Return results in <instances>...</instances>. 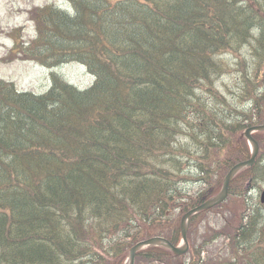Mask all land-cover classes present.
<instances>
[{"label":"trees","instance_id":"trees-1","mask_svg":"<svg viewBox=\"0 0 264 264\" xmlns=\"http://www.w3.org/2000/svg\"><path fill=\"white\" fill-rule=\"evenodd\" d=\"M67 2L72 14L55 5L33 13L37 37L27 48L15 37L11 55L0 60L32 59L52 70L71 59L99 74L94 97L77 92L56 71L51 90L40 95L0 80V115L10 114L0 120V203L17 205L12 183L4 177L14 174L18 161L34 162L39 149L54 154L52 159L46 154L48 167L39 172L54 184L39 179L37 190L27 193L33 206L18 196L31 211H19V217L17 210L16 215L9 208L12 215L0 209V237L10 235L0 244V264H125L142 240L163 236L178 244L181 217L221 191L228 171L251 157L244 131L264 123V0ZM199 26L210 40L201 38ZM147 50L164 55L168 65L155 63L158 70H149L140 59L147 61ZM114 56L121 63L111 62ZM100 58L105 69L96 65ZM127 66L135 79L131 94L113 107L111 101L128 79L120 68ZM199 94L214 98L228 113L204 104ZM81 126L97 133L81 131L78 137L75 130ZM6 135L15 136L10 145L4 143ZM255 137L260 144L261 137ZM134 143L143 147L136 149ZM259 156L262 169L239 172L230 192L243 173L253 185L264 179V152ZM53 159L60 165H52ZM91 160L96 166H90ZM73 163L76 173L69 167ZM235 193L244 206L234 231L209 238L215 231L208 228L187 260L152 246L137 253L135 264H264L262 206L252 193ZM36 218L39 223L29 230L21 228L20 222ZM29 238L36 243L16 246Z\"/></svg>","mask_w":264,"mask_h":264},{"label":"rangeland","instance_id":"rangeland-1","mask_svg":"<svg viewBox=\"0 0 264 264\" xmlns=\"http://www.w3.org/2000/svg\"><path fill=\"white\" fill-rule=\"evenodd\" d=\"M49 5H55L62 9L69 8L67 0H0V60L11 55V49H13L16 42L15 37L24 42V48L31 45V41L37 37L36 26L32 20L33 13H37L40 8ZM53 71L58 72L70 83L76 85L85 86L90 83L86 69L76 61L62 64L59 68L52 70L38 61L26 58L0 62V80L15 84L19 91L33 92L39 95L46 93L51 87V74ZM259 139L260 144L264 145V135ZM262 145L261 153L264 152ZM247 175V173L241 175L240 181L235 185L234 190L249 188L250 185L252 195L261 204L260 196L264 189V181L260 182V188L256 187L253 185L252 180H248ZM242 206H244L242 199L232 193L227 202L218 209L204 214L201 213L198 221L196 217L189 231L190 249L202 236H207L208 228L215 231V233L208 231L209 238L218 233L225 236L224 233L227 229L231 232L234 231L243 220L240 218ZM201 242L202 240L199 241V244ZM188 258L189 255H186L182 260ZM127 264H129V261Z\"/></svg>","mask_w":264,"mask_h":264},{"label":"bare ground","instance_id":"bare-ground-1","mask_svg":"<svg viewBox=\"0 0 264 264\" xmlns=\"http://www.w3.org/2000/svg\"><path fill=\"white\" fill-rule=\"evenodd\" d=\"M69 10H68V13H71V11H72V9L70 8V6H69V8H68ZM72 14V13H71ZM198 29H199V34H201L202 36H201V38H205L206 40H210L211 39V36L210 35H208V33H206V32H204L203 30H204V27H202V26H199L198 27ZM252 32H253V29H252ZM250 39H252V37H250ZM111 41H112V39H110ZM184 50V49H183ZM153 54V53H152ZM148 50L145 52V55H146V59H147V61L144 59V58H141L140 57V59H141V61L143 62V64H144V62L147 64V67H149V70L150 69H153V70H151L152 72H154V71H156V70H158V68H157V66H156V64L155 63H158V64H160L161 66H163V67H165V66H167L168 65V61H167V58L164 56V55H162V54H158L157 56L156 55H152ZM234 53H232L231 54V56L232 57H235L234 55H233ZM103 57H105L106 55L104 54V55H102ZM101 59L102 58H100L99 60H97L96 61V65L100 68V69H105V63L104 62H101ZM112 61L111 62H113V63H115V64H119V63H121V59L119 58V57H111L110 58ZM71 61H76L77 63H79V64H81L82 66H84V68L86 69V71H87V73H88V75H89V81H90V83L88 84V85H85V86H82V85H76V84H74V83H70L68 80H66L61 74H60V76L62 77V79L64 80V82L67 84V85H69V86H71V87H73L77 92H79V93H90V95H92V97H94V95L92 94V92H93V90H94V85L96 84V82H97V80H98V77H99V74H97L95 71H93V70H91L85 63H83V62H80V61H78V60H71V59H69V60H66L65 62H63L64 64H66V63H69V62H71ZM119 68V67H118ZM126 69V70H125ZM120 70L124 73V74H127V77H128V79H127V81L123 84V86H122V88H120V90H119V93L117 94V100H115V101H111V104H113L112 106L114 107L118 102H120V103H125L126 102V99L129 97V95L131 94V90H132V84H133V81L135 80V79H131V78H133V75H131L130 73H132V71L133 70H130L129 69V67L127 66V67H125V68H120ZM161 70V69H160ZM152 78H154V76L152 75V76H148L147 77V79L148 80H151ZM156 80V79H155ZM157 81V80H156ZM158 87V86H157ZM51 88H52V85H51V87L49 88V90H51ZM179 89L183 92L182 93V95L185 97V87H184V85H179ZM152 90H156V86H154L153 87V89ZM160 90H163V88L161 87L160 88ZM96 95V94H95ZM182 100H185L184 98H181ZM99 100H100V98H99ZM198 100H200V101H203L204 102V104H207V105H209L210 107L211 106H216V104H217V107H218V109L220 110V111H224V112H226V110L225 109H223L220 105H219V103L216 101V100H214V98H211V97H208V96H206V95H204V94H199L198 95ZM183 102V101H182ZM185 102H186V100H185ZM248 103V102H247ZM246 103V105L247 106H249V104H247ZM122 110H123V108H124V106H122V107H120ZM80 109H76V112H78L79 113V116L82 114V112L81 111H79ZM226 113H228V112H226ZM89 119H90V117L92 118V119H95L96 117L95 116H91L90 114H88V115H86ZM6 117H10V114H1L0 115V120H1V122L6 118ZM149 118L151 119L152 117L151 116H149ZM148 118V119H149ZM86 121V119H84V117L79 121V123H81L82 124V122L84 123ZM104 121H102L101 122V124H102V130L104 129V127H106V124L105 123H103ZM100 124V125H101ZM257 126H264V123H259V124H253V125H251L250 127H248V128H251V127H257ZM133 127H136V125H134ZM100 131V132H105V131ZM75 131H77L76 132V136H78V137H81V134L82 133H84V132H87V133H91V134H96L97 133V130H93V129H86V128H84L83 126H81V127H79V128H77ZM81 131H84V132H81ZM255 132V134L258 136V137H263V135H264V129L263 130H255L254 131ZM86 134V133H85ZM50 135L51 136H56V135H59V134H57V132H51L50 133ZM118 136V135H117ZM116 136V137H117ZM120 136V135H119ZM138 136H142V137H144V136H146V134L145 133H142V132H138ZM5 138H6V140H4L5 142L4 143H6L7 145H10L11 143H12V141H13V138H15V136L13 135H6L5 136ZM45 139H47V138H45ZM119 139V141H120V138H118ZM22 140H25L26 141V139H24V138H22ZM134 145V147L136 148V149H140L141 147H143V146H141V145H139V143L138 144H136V143H134L133 144ZM67 146H68V144L67 143H65L64 142V144H63V150H65V151H68L67 149ZM132 146V145H131ZM20 148L21 149H23V150H27V145L25 144V143H21L20 144ZM122 148V150H124L125 152H126V149L127 148H125V147H121ZM75 150H76V148H75ZM127 153V152H126ZM46 154H47V156H48V158L49 159H52L53 157H54V154L53 153H51V152H49V151H46V153H45V151L44 150H42V149H39L38 150V157H36L35 158V161L34 162H30V163H28V164H22V163H26L27 162V157H24L23 159H22V163H20L19 161H18V163H17V166H16V168H15V172H14V174H12L11 172L9 173L10 174V177H8V178H5L4 177V182H9V183H12V185H11V194H13L14 196H12L13 197V202H16L17 203V205H15L16 206V208H15V206H13V208H11L10 206H8V205H4L3 206V204H1L0 203V209H3L4 208V211L7 213V214H12L13 213V211H14V213L16 212V210H17V213L20 211V212H24V213H26L27 211H25L26 209H28V208H30V210H29V212L31 211V207H29V206H26V205H24L21 201H20V198L18 197V196H22L23 198H25L26 200H27V202L29 203V204H31V206H33L32 205V203H30V201L29 200H31V198L27 195V193L28 192H30V190H32V189H34V190H37V188L39 187V185H37V182L39 183V179L41 180V182L44 184V185H48V184H54V181L53 180H51L50 178H48V179H45V176H46V174H40L39 172H41V171H43V170H46V168L48 167V162H47V158H46ZM261 154H263V153H261ZM260 154V152L258 153V156L256 157V160H255V162H254V164L252 165V166H247V167H245V168H243V169H241V171H243V170H245V171H248L249 169H251V167L252 168H254V171L255 170H261L262 169V163L258 160V158L260 157L259 155H261ZM5 157L4 158H6V160H7V162L8 161H11V163L13 162V158H12V156H10L9 154H3ZM31 159V158H30ZM29 161H31V160H29ZM245 161H247V160H244V161H241V162H245ZM241 162H238V163H241ZM264 162V161H263ZM59 163H61L60 161H57V159H53V162H52V165H54V166H59L60 164ZM238 163H236V164H238ZM50 165H51V163H50ZM90 166L92 167V166H96L95 164H94V160H91L90 161ZM70 168H72L73 169V171L76 173V171H77V168H78V165L76 164V163H73V164H71L70 166H69ZM48 170H50V169H48ZM47 170V171H48ZM28 177V180L26 181V182H23V181H25V179ZM57 178V177H56ZM59 178H61V177H59ZM51 180V181H50ZM262 181H264V179H262L261 181H259V183L258 184H256V185H254V186H256V187H261L260 186V182H262ZM87 183L90 185H92L93 183H94V180L93 179H88L87 180ZM27 187H29L30 189H28ZM243 189V193H248L249 191H250V188H241V189H239V190H231V192H230V194H235V195H237V193H235V192H237V191H240V190H242ZM264 190V189H263ZM262 190V191H263ZM57 193L56 192H53V193H51V197H52V195L54 196V195H56ZM1 196L2 195H0V200H1ZM237 196H239V195H237ZM50 197V198H51ZM49 198V199H50ZM73 198H74V196H73ZM4 199H6L7 200V197H5ZM29 199V200H28ZM18 201H20V203H18ZM262 207H261V209H263V211L262 212H264V205H262V204H260ZM53 206L52 205H50L48 208H52ZM9 208H11V209H9ZM41 208V207H40ZM34 209H36V210H39V202H38V204H36L35 205V207H34ZM0 214H1V212H0ZM16 214V213H15ZM19 214V217L21 216V214L20 213H18ZM12 215H14V214H12ZM11 215V216H12ZM17 215V214H16ZM35 223H39V219H32L28 224H25V222H20V225H21V228H23V227H26V229H30L32 226H33V224H35ZM10 237V235H8V237L6 238V240H8V238ZM3 237H0V244H3V243H6L7 241H6ZM29 242H35L36 243V240L35 239H33V238H29L28 239V241H25L24 239H20L19 240V242H13L12 244L14 245L15 243L17 244L16 246H22L23 244H26V243H29ZM9 244H10V242H9ZM11 244V245H12ZM56 256L57 257H59L60 259L62 258V256H58V255H55V258H56Z\"/></svg>","mask_w":264,"mask_h":264},{"label":"water","instance_id":"water-1","mask_svg":"<svg viewBox=\"0 0 264 264\" xmlns=\"http://www.w3.org/2000/svg\"><path fill=\"white\" fill-rule=\"evenodd\" d=\"M263 129H264V126L251 127L249 129H247L246 137L248 138L250 145L253 146L252 156L249 160H247L245 162L238 163L231 168V170L229 171V173L227 174V176L225 178L222 192L218 196L211 198L210 200H208L204 204L192 209L191 211H189L187 214L184 215V217L182 218V223H181L182 236H183V240H184L183 247H177V246L173 245L166 238L154 237V238L139 242L137 245H135L132 248L130 264L135 263V256L139 250H141L145 247L151 246V245H164V246L170 248L171 250H173L178 255L184 254L188 251L189 243H188L187 234H188V228H189L191 218L194 215H196V214H198L204 210L210 209V208H212V207H214V206H216V205H218V204H220L226 200V198L228 197V194H229L230 183L233 180L234 176L237 174V172H239L241 169H243L247 166H252L254 164L256 157L258 156V153H259V144L255 140V138L253 137L252 134L255 130H263ZM262 202H264V193L262 195Z\"/></svg>","mask_w":264,"mask_h":264}]
</instances>
